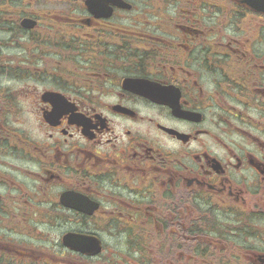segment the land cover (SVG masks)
<instances>
[{"label":"flooded vegetation","instance_id":"obj_1","mask_svg":"<svg viewBox=\"0 0 264 264\" xmlns=\"http://www.w3.org/2000/svg\"><path fill=\"white\" fill-rule=\"evenodd\" d=\"M0 264H264V0H0Z\"/></svg>","mask_w":264,"mask_h":264}]
</instances>
